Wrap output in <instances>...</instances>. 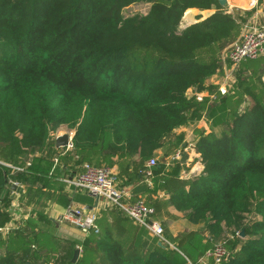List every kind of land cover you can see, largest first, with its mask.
<instances>
[{"label":"trees","instance_id":"obj_1","mask_svg":"<svg viewBox=\"0 0 264 264\" xmlns=\"http://www.w3.org/2000/svg\"><path fill=\"white\" fill-rule=\"evenodd\" d=\"M140 4L149 11L128 14ZM191 9L216 12L180 29ZM252 14L218 0H0V183L6 173L31 192L55 178L56 159L116 165L119 183H133L130 202L146 198L155 220L172 206L202 225L161 241L117 209L79 245L24 226L0 232V264H200L218 243L223 264H264V56L240 63L226 93L207 84L233 67L223 54ZM204 120L194 145L204 170L181 179L189 145L176 130ZM62 126L75 132L64 158L53 136ZM160 151L153 188L140 185ZM159 191L169 199L156 201Z\"/></svg>","mask_w":264,"mask_h":264},{"label":"crops","instance_id":"obj_2","mask_svg":"<svg viewBox=\"0 0 264 264\" xmlns=\"http://www.w3.org/2000/svg\"><path fill=\"white\" fill-rule=\"evenodd\" d=\"M227 2L228 4L226 6V9L229 13H233L234 11L238 10L247 12L253 11V14L249 19H252L254 22L256 20L260 25H264V0H227ZM215 12L216 9L203 12L197 9L188 10V17L190 15H195V20L192 21L188 26L205 20ZM200 17H202L201 20H199ZM188 26H186L185 28H187ZM194 125L189 127H182L176 130L178 134H185L186 143L182 147L185 148L187 144L189 145V147L186 148V152L189 154V159L186 163V166L190 168V170L187 171L185 168L182 169V172L180 174L181 179L190 178L191 176H198L204 170L203 164L201 163V161H198L200 155L197 154L194 150L195 144H190L186 141L187 135L184 128H190ZM68 131L69 129L67 126H62L57 132H59L60 135L63 136L67 134ZM56 140L57 139H55V146ZM56 149L62 150V157H66V154L68 152L66 151V148L59 149L56 147ZM162 157L163 152L160 151L157 153L155 159L159 161ZM169 158L170 157H167L165 158V160L168 161ZM57 160L58 163H55V168L57 170L56 175L54 176L55 178L49 179V182L36 183L31 192H28L27 185H19L18 183L14 182L12 178H8V176H6V173H4L5 183H0V209L3 207V200L9 198L12 200L9 208V213L11 214V222L10 224H8L11 229H21L24 226H29V231L31 232L40 231L49 233L60 241L72 243L75 242L79 245L91 232L85 235L80 231L79 228L62 219L63 214L69 207L84 209L87 214H97V223L101 222L103 228H108L110 226V223L114 221L112 213L119 215V212L116 208H113L112 206L107 204V202H105L103 199L95 198L85 191L75 188V186L71 185L68 182L77 174H79L82 168L81 166L74 167L73 163L71 162H67L68 164H66L61 159ZM71 164L73 167L70 169L69 166ZM113 168L115 169L117 176H120L118 167L115 165L113 166ZM197 168L200 169L199 172H197L199 174L194 173ZM169 169L170 167L168 168V170ZM12 173L10 174V176L13 175ZM153 178L148 181L144 176H142V180L139 184H143L148 186L149 188H153ZM13 185H17V188L12 189ZM118 186L121 189L128 190L130 196L133 197V183H131L128 179L122 180V182L119 183ZM136 199L144 200L146 202V198L142 196H138ZM154 199L156 201L164 202L169 199V195L159 191ZM160 210L162 212H167L169 216L165 215L162 219H159V221L155 220L154 218L153 219L164 227L165 237L167 239L168 236L169 238H173L180 232L196 231L197 229H200L202 227V225L191 224L185 218L184 213L178 211L175 207L170 206L168 209L160 208ZM3 237L5 238V236ZM76 250H80L81 254V249L78 248ZM6 254V247L0 246V257L6 256Z\"/></svg>","mask_w":264,"mask_h":264},{"label":"built area","instance_id":"obj_3","mask_svg":"<svg viewBox=\"0 0 264 264\" xmlns=\"http://www.w3.org/2000/svg\"><path fill=\"white\" fill-rule=\"evenodd\" d=\"M262 56H264V25H260L256 20L254 22L252 19H248L242 24L239 38L230 46L228 52L223 54L224 62L230 61L233 66L231 69L226 70L225 76H227L229 70L234 71L243 61L256 60ZM227 78L226 86L228 88L232 77ZM223 93H226V91ZM200 95H198V99L202 101ZM67 134L69 136V144L66 151H70L73 149L75 132L69 130ZM60 136L62 135L59 132L54 134L55 139ZM180 158L181 155L178 152L172 160H179ZM55 163H58L57 159ZM156 164L157 160L155 158L148 162L143 172L146 180L150 181L154 177L152 169ZM82 169L80 174H77L73 179L68 181L71 185L95 198L103 199L107 204L124 213L125 216L137 225L146 228L152 236L159 238L161 241H165L164 227L153 219L155 210L148 207L144 200L130 202L129 199L131 196L128 190L121 189L118 186V176L113 167H96L90 164H84ZM62 219L79 228L85 235L92 230L98 232L97 214H87L84 209L69 207L63 214ZM10 230L11 228L6 226L0 229V232L7 234ZM229 255L225 244L218 243L206 253L199 263L210 264L212 262V264H223L229 258Z\"/></svg>","mask_w":264,"mask_h":264},{"label":"rangeland","instance_id":"obj_4","mask_svg":"<svg viewBox=\"0 0 264 264\" xmlns=\"http://www.w3.org/2000/svg\"><path fill=\"white\" fill-rule=\"evenodd\" d=\"M149 8H150V6L149 5H145V4H140V5H135V6H132V7H130L129 9H128V14L129 15H132V14H134V13H142V14H145V13H147L148 11H149ZM195 20V15H190L189 17H188V13L187 14H185V16H184V18H183V20H182V23H181V26H180V29H184L186 26H188V25H190V23L192 22V21H194ZM233 73H234V71H228V73H227V76H220V77H217V76H215V77H213V78H211L208 82H207V84H209V85H211V84H214V85H217V86H219L220 88H221V90L223 91V92H225V91H227V86H226V83H227V80H228V78L227 77H232L233 78ZM230 79V78H229ZM231 83V82H230ZM229 85V84H228ZM190 94H191V92H190ZM192 95V94H191ZM208 94L207 93H205V94H202V95H200V98H201V100L204 98V97H206ZM209 124H208V122H206V120H204V121H202V122H200V123H197L196 125H194L193 127H190V128H184V130H185V133H186V135H187V139H186V141L188 142V143H190V144H195L196 143V140H197V134L195 133V130L196 129H199V130H201V129H208L209 128V126H208ZM200 168V167H199ZM199 170L200 169H196V171L194 172V173H197V172H199ZM197 174H199V173H197Z\"/></svg>","mask_w":264,"mask_h":264},{"label":"water","instance_id":"obj_5","mask_svg":"<svg viewBox=\"0 0 264 264\" xmlns=\"http://www.w3.org/2000/svg\"><path fill=\"white\" fill-rule=\"evenodd\" d=\"M218 2H219V5L221 7H226L227 4H228L227 0H218ZM68 144H69V136H68V134H65L63 136H60L56 140V147L59 148V149L60 148H67ZM16 188H17L16 185H13L12 186V189H16ZM240 237L241 238H244V232H242L240 234ZM159 245H161V243H159ZM79 255H80V250H76L75 251V254H74V258H73V263H76L77 262V260L79 258Z\"/></svg>","mask_w":264,"mask_h":264}]
</instances>
